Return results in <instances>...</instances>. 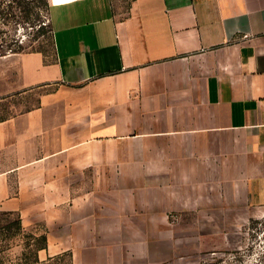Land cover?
Wrapping results in <instances>:
<instances>
[{
	"label": "crops",
	"instance_id": "0c3cea01",
	"mask_svg": "<svg viewBox=\"0 0 264 264\" xmlns=\"http://www.w3.org/2000/svg\"><path fill=\"white\" fill-rule=\"evenodd\" d=\"M49 3L53 60L0 57V214L41 228L40 260L118 264L120 232L264 214V0Z\"/></svg>",
	"mask_w": 264,
	"mask_h": 264
},
{
	"label": "rangeland",
	"instance_id": "374dc122",
	"mask_svg": "<svg viewBox=\"0 0 264 264\" xmlns=\"http://www.w3.org/2000/svg\"><path fill=\"white\" fill-rule=\"evenodd\" d=\"M45 2L49 0H0V57L39 51L53 60V30ZM5 110L6 115L12 111ZM204 211L174 215V224L164 230L120 232L124 257L118 264H264V214L244 209ZM16 218L0 214L4 264H23V253L35 249L33 245L26 249L27 240L14 229L12 235L4 229ZM26 232L42 234L41 228Z\"/></svg>",
	"mask_w": 264,
	"mask_h": 264
},
{
	"label": "trees",
	"instance_id": "16d2710c",
	"mask_svg": "<svg viewBox=\"0 0 264 264\" xmlns=\"http://www.w3.org/2000/svg\"><path fill=\"white\" fill-rule=\"evenodd\" d=\"M48 7L49 13H50V4L48 2L43 3ZM5 215H15L11 213H4ZM17 218L16 220L4 227L5 230L9 232L10 235L13 234L12 229L15 230L14 234H20L24 239L27 240L25 243V248H29L30 246H34L35 249L30 254H24L22 258H20L22 261H25L23 264H72L71 255L69 253H65L59 256L55 257H49L47 260L42 261L40 260L38 256V252L42 249L47 248V236L45 234H36V233H28L24 229L22 225V221L19 215H15ZM33 241V244L31 243ZM10 249V248H9ZM4 260L1 256L0 251V264H4Z\"/></svg>",
	"mask_w": 264,
	"mask_h": 264
}]
</instances>
